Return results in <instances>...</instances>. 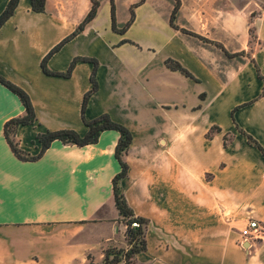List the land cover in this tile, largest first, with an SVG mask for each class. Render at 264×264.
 Instances as JSON below:
<instances>
[{
	"label": "crops",
	"instance_id": "0c3cea01",
	"mask_svg": "<svg viewBox=\"0 0 264 264\" xmlns=\"http://www.w3.org/2000/svg\"><path fill=\"white\" fill-rule=\"evenodd\" d=\"M8 1L0 0V13ZM114 1L118 26L134 11L126 31L113 29L111 0H102L47 66L66 71L76 56L96 58L86 117L107 112L132 130L121 185L148 220L136 262L264 264V241H243L240 232L250 217L264 221V0ZM91 6L47 0L36 11L20 0L0 27V72L29 93L37 114L15 131L32 154L39 132L88 130L82 105L94 62L79 60L69 76L47 73L42 62ZM25 110L0 82V264H83L89 254L101 262L105 249L127 246L113 188L120 132L105 129L85 145L54 139L39 158L22 159L4 125Z\"/></svg>",
	"mask_w": 264,
	"mask_h": 264
},
{
	"label": "trees",
	"instance_id": "16d2710c",
	"mask_svg": "<svg viewBox=\"0 0 264 264\" xmlns=\"http://www.w3.org/2000/svg\"><path fill=\"white\" fill-rule=\"evenodd\" d=\"M101 1L102 0H92V6L89 12L86 14V16L83 18V20L77 25V27L70 34L64 37L58 44H56L50 50V52L44 57L43 62H42L43 69L47 73L64 75V76H69L72 73L74 66L79 60H91L94 62V68L91 73V80L93 82V86L85 93L84 99H83V105H82L83 120L88 126V130L86 131V133L81 134L79 131H77L74 128L48 129L46 131L39 132L37 135L38 139L41 142V149L37 154H32L22 149L15 135L16 128L20 124L34 123L37 119V114H36L34 104L32 102V99L29 93L23 87H21L20 85H18L11 79L7 78L5 75H3L0 72V82L3 83L5 86H7L9 89H11L14 93H16L19 96V98L21 99L26 109L24 114L14 116L8 119L4 125V128H5L4 130H5L6 137L11 145V148L15 152V154L18 157L22 159H27V160H34V159L39 158L44 153V151L50 146L51 142L54 139H60L63 142H73L78 145H85L88 143H94L98 141L101 132L105 129H116L119 131L120 136H119L118 142L115 147V155L121 164V169L115 174L113 178V188H114L116 206L119 209L120 215H122L123 219L125 220L127 224V230H126L127 246L125 247L113 246V247H109L105 249L104 257L101 262L95 261L94 257L91 254H89L87 257V261L83 264H138L135 260V256L138 253L145 251L147 249L146 227L145 226L148 220L143 216L135 214L133 208L128 203L124 189L121 185L122 178L128 174V170H129V164L127 160L125 159V154L128 151L133 141L132 130L127 125L114 120L110 116V114L107 112L101 113L100 115L94 118H91V119L86 117V106H87L88 99L98 87V82H97V77H96L98 60L96 58L91 57V56H76L74 57L69 68L66 71H54V70L49 69L47 66L48 57L53 52L58 50L66 41H68L73 36L81 32L86 27V25L92 19H94V17L97 15L98 10L100 8ZM143 1L144 0H138L137 2H135L134 7L142 3ZM19 2L20 0H9L8 1L6 7L0 13V27L14 13ZM46 2L47 0H31L32 9L36 11H45ZM179 6H180V2L177 1L172 11L171 23L174 26H177V24L174 22V19L178 12ZM111 7H112L111 10H112L113 29L120 31V32L126 31V29L129 27V25L134 20V11L132 10V16L127 22H125L121 26H118V23L116 20V14H115V1L114 0H111ZM184 30L187 31V29L185 28ZM250 30H251L252 37H254L255 36L254 28L251 27ZM166 63L171 68L179 69L183 73L194 77L192 72L188 68H186L180 61L172 57H168L166 59ZM258 73L260 77H264V75L260 72V70ZM263 93H264V89H263ZM216 128L217 126H213L208 134H211L213 130ZM241 131L248 136V139L250 142L255 143L259 147L263 148L260 142L257 139H255L251 134H249L243 129H241ZM137 219L142 224H140L139 227H134L132 222ZM143 223H144V226H143Z\"/></svg>",
	"mask_w": 264,
	"mask_h": 264
},
{
	"label": "built area",
	"instance_id": "2783aa9c",
	"mask_svg": "<svg viewBox=\"0 0 264 264\" xmlns=\"http://www.w3.org/2000/svg\"><path fill=\"white\" fill-rule=\"evenodd\" d=\"M132 224L134 227H139L142 223L137 219L134 220ZM240 232L243 241L264 239V228L262 227L261 220L257 218L250 217L248 222L245 224V227H243Z\"/></svg>",
	"mask_w": 264,
	"mask_h": 264
},
{
	"label": "rangeland",
	"instance_id": "374dc122",
	"mask_svg": "<svg viewBox=\"0 0 264 264\" xmlns=\"http://www.w3.org/2000/svg\"><path fill=\"white\" fill-rule=\"evenodd\" d=\"M261 224H262V227L264 228V221H261ZM254 241L261 242V241H264V239H258V240H254Z\"/></svg>",
	"mask_w": 264,
	"mask_h": 264
}]
</instances>
